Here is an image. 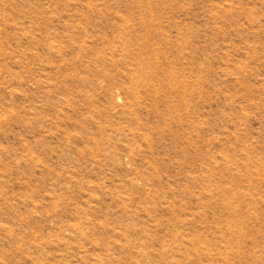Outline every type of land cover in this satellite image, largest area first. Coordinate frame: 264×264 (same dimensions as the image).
Returning <instances> with one entry per match:
<instances>
[{"label":"rangeland","instance_id":"obj_1","mask_svg":"<svg viewBox=\"0 0 264 264\" xmlns=\"http://www.w3.org/2000/svg\"><path fill=\"white\" fill-rule=\"evenodd\" d=\"M0 264H264V0H0Z\"/></svg>","mask_w":264,"mask_h":264}]
</instances>
